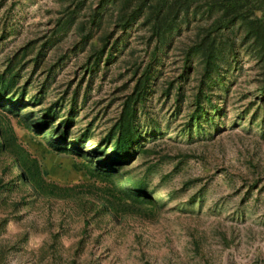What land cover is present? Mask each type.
<instances>
[{
  "label": "rangeland",
  "instance_id": "rangeland-1",
  "mask_svg": "<svg viewBox=\"0 0 264 264\" xmlns=\"http://www.w3.org/2000/svg\"><path fill=\"white\" fill-rule=\"evenodd\" d=\"M2 71L26 107L0 125L68 195L0 188V264H264V0H0ZM133 92L132 158L106 161ZM48 107L81 154L26 127Z\"/></svg>",
  "mask_w": 264,
  "mask_h": 264
},
{
  "label": "trees",
  "instance_id": "trees-1",
  "mask_svg": "<svg viewBox=\"0 0 264 264\" xmlns=\"http://www.w3.org/2000/svg\"><path fill=\"white\" fill-rule=\"evenodd\" d=\"M208 64L209 56L207 55L206 65L208 66ZM15 83L16 78L13 74L5 71L0 72V105L7 104L9 105L10 111L19 112L22 108L26 107V105L23 106L24 104L21 102L20 98L17 101L10 100L11 102L5 103V101H7L5 99H9L8 96L11 89L15 86ZM201 92L202 88L195 94V100L198 104L202 99L200 96ZM139 96H142V94L139 95L133 92L124 100L118 119L119 121L115 126L117 128V135L112 146L114 154L110 155L111 157H108L106 161L114 160L126 162L132 158L133 145L137 139V126L135 124L136 109L134 103L138 101ZM6 117L7 123L0 125V167L3 172L6 171L9 173L10 178L5 182L0 181V188L17 189L21 186H28L31 191H33L34 195H68V189L59 188L56 184L50 182L43 176L42 163L36 156L32 155L27 150L26 146L18 139L14 127L10 123L8 114H6ZM23 117L32 119L33 122L26 126L30 131L36 134L49 132L50 139L47 144L50 150L56 153L81 154V150L85 145L84 134H81V136H71V121L69 119H62L55 126H52L55 116H53L49 107L45 108L37 118H35V114L32 110L26 111ZM105 158L106 156L97 158L96 163L102 165ZM96 170L97 168H94L89 171V173H91L92 176L96 175ZM135 190L121 188L120 193L133 203V206L136 207L135 212L140 215L148 211L145 210L147 205L143 203L151 204V202L149 200H142L138 196V191Z\"/></svg>",
  "mask_w": 264,
  "mask_h": 264
}]
</instances>
